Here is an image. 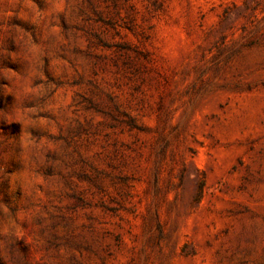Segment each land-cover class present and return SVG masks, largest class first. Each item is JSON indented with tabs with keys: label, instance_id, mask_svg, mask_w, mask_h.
I'll use <instances>...</instances> for the list:
<instances>
[{
	"label": "rangeland",
	"instance_id": "1",
	"mask_svg": "<svg viewBox=\"0 0 264 264\" xmlns=\"http://www.w3.org/2000/svg\"><path fill=\"white\" fill-rule=\"evenodd\" d=\"M0 264H264V0H0Z\"/></svg>",
	"mask_w": 264,
	"mask_h": 264
}]
</instances>
